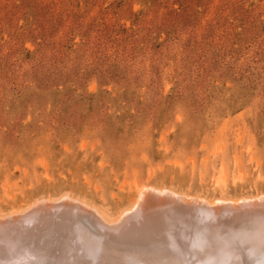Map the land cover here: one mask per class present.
Segmentation results:
<instances>
[{
  "label": "rangeland",
  "instance_id": "374dc122",
  "mask_svg": "<svg viewBox=\"0 0 264 264\" xmlns=\"http://www.w3.org/2000/svg\"><path fill=\"white\" fill-rule=\"evenodd\" d=\"M147 184L264 195V0H0V215Z\"/></svg>",
  "mask_w": 264,
  "mask_h": 264
},
{
  "label": "bare ground",
  "instance_id": "6f19581e",
  "mask_svg": "<svg viewBox=\"0 0 264 264\" xmlns=\"http://www.w3.org/2000/svg\"><path fill=\"white\" fill-rule=\"evenodd\" d=\"M159 188L139 185L116 219L68 195L0 215V264H264V195Z\"/></svg>",
  "mask_w": 264,
  "mask_h": 264
}]
</instances>
